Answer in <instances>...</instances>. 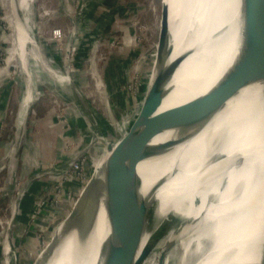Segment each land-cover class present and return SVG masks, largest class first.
I'll return each instance as SVG.
<instances>
[{"label":"rangeland","instance_id":"1","mask_svg":"<svg viewBox=\"0 0 264 264\" xmlns=\"http://www.w3.org/2000/svg\"><path fill=\"white\" fill-rule=\"evenodd\" d=\"M13 1L0 0V75L7 69L0 127L8 126L0 128V264H34L61 220V202L74 203L106 142L127 135L139 114L156 73L161 0H31L26 26L40 58L31 65L33 95L22 127L16 124L23 87L17 53L5 67ZM76 163L84 175L71 174ZM181 221L170 219L164 237L178 232ZM150 224H157L153 216ZM179 240L168 239L169 253Z\"/></svg>","mask_w":264,"mask_h":264},{"label":"bare ground","instance_id":"2","mask_svg":"<svg viewBox=\"0 0 264 264\" xmlns=\"http://www.w3.org/2000/svg\"><path fill=\"white\" fill-rule=\"evenodd\" d=\"M163 2L169 6V30L172 34L170 47L173 48L166 64L171 63L188 48H194L196 51L178 64L173 75L163 86V90L160 89V92L156 93L151 110L146 112L147 119H142L143 115L140 120V122L149 120V123H143L139 129L137 128L138 131L135 134L133 132L134 135H137L136 140L129 136V132L135 129L132 127L127 135L115 140L117 142H106L105 152L102 156L100 155V165L95 167L91 177L93 179L103 180L105 162L125 158L129 153L133 151L141 152L146 147L147 149L165 147L176 140L180 133L179 128L173 127L176 116L175 109L207 93L219 79L222 65H224V69L230 66L237 55L236 49L240 45L238 44L239 39L236 37L239 17L237 3L240 4V0H200V5L198 0H181V3L184 5L186 2L188 7H195L198 4L194 11L196 15L194 30L193 25L190 23V17L187 22L183 21L180 24V29H178L180 14L174 6L176 3H174V0H163ZM30 3L31 0H14L12 13L11 4H9V16H13V18L11 19L8 16V19L13 33L8 37L11 48L8 52L7 64L14 63L17 53L19 57L18 66L21 69L22 81H20V84L23 86L17 111L18 126L24 121L27 109L32 101L31 95L33 93L30 90V79L35 75L32 73L34 67L31 65L40 58L38 46L33 41L26 26V22H28L27 8ZM15 10H18V18L17 15L13 14ZM223 11H225L224 14H222ZM190 30H193L194 34L193 31L190 34ZM186 32L187 35H185ZM188 35H190V39L194 42L196 48L195 46H189L182 49L184 38ZM194 63L197 66L195 70H192ZM29 66L32 68H28ZM50 71L49 69L48 72L50 73ZM3 72L4 70H2ZM66 75L61 77L66 79ZM173 115H175L174 118ZM263 119L264 86L262 83H254L241 89L230 98L210 122L194 136L166 148L162 153L157 155L154 153L138 163L137 171L141 179L140 193L143 198L151 199L149 196L150 188L157 181L161 179L163 181V184L157 188L153 195L154 201L158 203L156 207L158 211L154 210L155 215L157 214L159 218L165 210L164 208L159 209L164 200V189L168 188L172 181L178 180L181 181V185H184L186 179H191L190 177H183L187 172L185 170H195L191 177L202 182L220 169L222 163L218 165L220 167L214 169V166L220 161L211 166L209 165L210 156L214 151L210 149L219 142L215 140L217 136L222 138L225 134L232 135L234 133L241 136L247 133L249 134L248 140L251 141L240 149L236 148L232 153H228L226 149L225 152L214 155L212 161L222 158L229 159L232 154L239 153L244 159L253 160L254 162L249 166L241 163L237 164L239 167L235 169L244 170V173L240 174V179L242 176L244 177L242 180L238 181V176L232 182L233 179L228 175L229 179L223 188L218 189L213 184L210 185L206 188V190L211 191L209 194L210 201L202 204L198 211L196 210V213L192 214V212L186 211L187 214L184 213L185 215L180 216L187 219V221L193 217L197 220V223L190 228L188 233H185L187 231L186 227L178 232L176 235L180 239L179 245L176 247L178 250L177 252L168 253L164 264H264ZM151 120L155 121L152 122ZM215 123H218L217 127H215ZM211 131H214L213 141L212 146H209L210 139L207 133ZM227 131L230 132L227 133ZM146 139H150L148 145L145 143ZM240 143L242 145L243 142H239L238 146ZM234 144L237 145V143ZM183 166L187 168H181ZM154 168L155 171H161L158 177L153 173ZM183 196V193L178 194L181 199H183ZM189 198L180 205L181 208L184 205L188 206ZM61 226L56 230L57 232L61 230ZM242 226L245 227L241 228ZM226 227L228 230H226ZM92 229L90 237L85 241L88 248H76L80 245L78 244V236H74L76 235L75 231L70 232L63 237V242L55 249L46 264H102L103 255L100 247L109 233L102 203L99 205ZM173 235L174 233L171 232L157 243L151 257H148L143 264H157L160 254L169 244L168 239H171ZM149 237L150 233L146 232L141 240L137 255ZM4 246L2 253L7 258L11 249L7 243ZM6 262L7 259L3 260L2 264H6Z\"/></svg>","mask_w":264,"mask_h":264},{"label":"water","instance_id":"3","mask_svg":"<svg viewBox=\"0 0 264 264\" xmlns=\"http://www.w3.org/2000/svg\"><path fill=\"white\" fill-rule=\"evenodd\" d=\"M160 3L159 32L156 45V73L148 89L149 91L143 97L144 102L132 125L135 129H132L129 133V136H132L134 140L137 137L134 134L141 125L145 122L149 123V120H144L147 119L145 117L147 110H151L153 95H156V92H160V89L163 90V86L173 75L178 64L196 51L194 48H188L171 63L166 64L167 59L173 51V48L170 47L172 34L169 30V6L163 0ZM174 3H176L174 6L180 14L178 29H180V24L183 21L187 22V19L190 17V23L193 25L194 30L196 26L194 11L198 7V4L200 5V0H198V4L195 7H188L186 2L183 5L181 0H174ZM237 4L239 17L238 34L236 33V37H238V44H240L238 45L239 48L236 49L237 55L230 66L224 69V65H222L219 79L207 93L175 109L176 116L173 115V118L175 116L173 127L179 128L180 136L165 147L155 149H147L146 147L141 152L133 151L129 153L125 158H117L105 162L103 180L100 181L93 178L88 180L77 199L74 200V203H71L60 216L61 220L54 229V232L44 240V249L37 255L38 260L34 264H46L55 249L63 242V237L70 232L75 231L76 235L74 236H78V244L80 245L76 246V248H88L85 241H87L93 231L92 227L94 226L101 203L104 207L109 228V233L100 247L103 255L102 264H143L148 257H151L157 243L165 238L164 229L170 219L179 218L182 220L178 232L186 227L187 231L185 233H188L190 228L197 223V220L193 217V219L191 218V220L187 221V219H183L180 216L185 215L184 213L187 214L186 211L194 214L202 204L210 201L209 194L211 191L206 190V188L212 184L218 189L220 187L223 188L229 179L228 175L233 179L232 182L238 176V181L244 178L242 176L240 179V174L244 173V170L235 168L239 167L237 166L239 163L249 166L254 162L253 160H246L239 153L232 154L229 159L212 160L217 153H223L226 149L228 153H232L236 148L240 149L247 142H251L248 140L249 134L246 133L241 136H237L234 133L232 135L225 134L222 138L217 136L215 140L219 142L215 147H211L210 149L214 151H212L210 156L209 165L211 166L220 161L214 166V169L221 166L220 169L216 170L214 175L208 177V179H204L202 182L191 177L195 170H185L187 172L183 177H190L191 179H186L184 185H181V181H172L171 185L164 189V200L162 204L160 203L159 209L164 208L165 210H163V213L158 218L157 214L155 215V211H158V208H156L158 203L154 201L153 195L157 188L163 184V181L162 179L157 181L150 188L149 196L151 199L143 198L140 193L141 179L137 171L138 163L144 158L154 153L155 155L162 153L166 148L174 146L176 143L184 142L194 136L199 130H202L214 115L224 107L226 102L241 89L254 83H262L264 86V0H240V4L239 2ZM13 14L16 15V10ZM193 30L189 31L190 34ZM185 35H187V32ZM189 46H195L196 48V45L190 39V35L185 36L182 49ZM197 65L194 63L192 70H195ZM143 115L144 117L142 118ZM141 118L144 119V122H140ZM217 124H214L215 127H217ZM213 132L207 133L210 139L209 146H212ZM229 132L227 131V133ZM150 139L145 140L146 145H148ZM239 142H243L244 144L242 143L241 145L240 143L238 146ZM234 143H237V145ZM247 146L249 147V145ZM221 163L222 165H220ZM181 168L185 169L187 167L183 166ZM153 173L158 177L161 171H155L154 168ZM180 193L184 194L183 199L178 197ZM188 197H190L188 206L184 205L181 208L180 205L187 201ZM152 216L153 221L157 223L154 227H151L150 224ZM60 226L62 228L57 232L56 230ZM244 227L242 226L241 228ZM226 230H228L227 227ZM146 232L150 233V237L137 255L141 240ZM178 232L174 233L172 231L174 233L172 238H178L176 236ZM169 247L170 243L160 254L157 264H164L165 257L169 253Z\"/></svg>","mask_w":264,"mask_h":264},{"label":"crops","instance_id":"4","mask_svg":"<svg viewBox=\"0 0 264 264\" xmlns=\"http://www.w3.org/2000/svg\"><path fill=\"white\" fill-rule=\"evenodd\" d=\"M10 65H8L7 64V66H5V67H9ZM6 71H7V69H6ZM6 71L4 72V73H2L1 75H0V83H1V81H2V79L5 77L4 75L6 74ZM2 84V83H1ZM2 86H4V85H2ZM4 89V87L1 89V90H3ZM4 92H5V90H3ZM9 97V96H8ZM0 98H2L3 100H5V93L4 94H2V93H0ZM1 100V99H0ZM7 104H9V103H7ZM14 109H13V114H15V109H16V103L14 102ZM18 104V103H17ZM5 111H6V108H4V102H2V100L0 101V115H3V114H1L2 112L3 113H5ZM17 124V123H16ZM24 124V122H22L21 123V125L19 126V127H22V125ZM6 126V128L8 127L6 124H2V126L0 127L1 128V130H4V127ZM14 126V123H12V127ZM16 126V125H15ZM3 132V131H2ZM2 147H3V150H2V152H4V146L2 145Z\"/></svg>","mask_w":264,"mask_h":264},{"label":"built area","instance_id":"5","mask_svg":"<svg viewBox=\"0 0 264 264\" xmlns=\"http://www.w3.org/2000/svg\"><path fill=\"white\" fill-rule=\"evenodd\" d=\"M53 35H54V36H58V35H59L58 31H53ZM0 67H2V66H0ZM82 169H83V168H82L81 163H76V164H74V166H72V168H71V174H74V175H76V176L84 175L85 173H84V171H83ZM59 204H60V203H59Z\"/></svg>","mask_w":264,"mask_h":264},{"label":"trees","instance_id":"6","mask_svg":"<svg viewBox=\"0 0 264 264\" xmlns=\"http://www.w3.org/2000/svg\"><path fill=\"white\" fill-rule=\"evenodd\" d=\"M60 205H62V206H60V208H58V209L56 208L57 209L56 212H57L58 217H60L65 212V209L68 208V204L65 201H63V203L61 202Z\"/></svg>","mask_w":264,"mask_h":264}]
</instances>
